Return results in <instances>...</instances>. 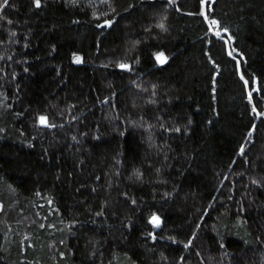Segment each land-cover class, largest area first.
Returning a JSON list of instances; mask_svg holds the SVG:
<instances>
[{
    "label": "trees",
    "instance_id": "obj_1",
    "mask_svg": "<svg viewBox=\"0 0 264 264\" xmlns=\"http://www.w3.org/2000/svg\"><path fill=\"white\" fill-rule=\"evenodd\" d=\"M111 5L0 0V264H264V0Z\"/></svg>",
    "mask_w": 264,
    "mask_h": 264
},
{
    "label": "snow or ice",
    "instance_id": "obj_2",
    "mask_svg": "<svg viewBox=\"0 0 264 264\" xmlns=\"http://www.w3.org/2000/svg\"><path fill=\"white\" fill-rule=\"evenodd\" d=\"M66 2L69 3V4L75 5V4H78V3H79V0H66ZM104 2H105V3H108L109 6H112V5H111V0H104ZM33 3H34V5H35L36 8H40V7L42 6V0H33ZM200 3H201L202 5H204L205 8H206V6H207L208 3H209V0H200ZM3 5L7 6V5H8V0H3ZM112 11L115 13V11H116L115 7H112ZM94 15H97V14L94 13ZM203 15H204L205 19H208V14H207V11H206V10L203 12ZM105 16H107V13H105ZM5 19H7V17H5ZM97 19H100V17H99L98 15H97ZM8 23H12V21L9 20ZM113 23H114L113 19H111V18H104V19H102V21H101L100 23H98L96 26H97L98 28H100V29H103V28H105V27L111 28V27L113 26ZM209 24H210V27H213V26H214V27H216L217 29H219V30L216 31V35H217V36H221V31H223V32H225V33L229 32V29L226 28V27H224V28H222V29L220 28L221 22H220L218 19H212V20H210V21H209ZM159 27H160L161 29H163L164 31H167V28H166V26H165V24H164L163 22H161V23L159 24ZM13 35H15V33H13ZM54 47H55V46L53 45V48H54ZM155 55H156V59H157L161 64H164V63L167 61V59H168V58L165 56V54H164L163 52H157ZM229 55H230V56L232 55V52H231V51H229ZM241 55H243V53H241ZM74 59H75L76 63H81V62L83 61V57H82V56L75 55V54H74ZM137 63H139V61H137ZM213 63H215V61H213ZM118 66H119L121 69H127V70H129V71L132 70V69H131V64H130V63H124V62H121V63H119ZM216 67H219V65H216ZM25 71H27V69H25ZM241 79L244 80V83H245L246 85L249 83V81H248L247 79L244 78V74H243V73H241ZM213 83H215V80H213ZM153 87H155V86H153ZM214 91H215V88H213V92H214ZM256 91L259 92V91H260V88L257 87V88H256ZM248 98H249V100H252V98H253V93H252L251 91H249V93H248ZM262 99H264V98H262ZM253 111L256 112V114H257L258 116H264V112H260V111H258V110L256 109L255 104H253ZM39 123L42 124V125H46V126L49 127V128H55V127L57 126V125H55V124H53V123H49V120H48V117H47V116H40V117H39ZM190 123H191V121L189 120V124H190ZM150 127H151V126H150ZM163 127H164V125H161V128H163ZM252 127H253V129H254V128H255V125H253ZM167 130H168V131L180 132V131H181V128H180V127H175V128H168ZM85 135H86V133H85ZM251 135H252V133L249 132V133H248V136L251 137ZM73 139H75V137H73ZM97 139H99V137H97ZM239 151H240L241 155L244 154V145H243V144L240 146ZM137 174H138L139 176H142V175H143V173H140L139 170H137ZM97 179H99V177H97ZM253 183L260 184V181H259V180H254ZM124 195H127V193H125ZM166 195H170V194H167V193H166ZM48 202L51 203V200H49ZM131 202H132L133 204H135V203H136V200H135V199H132ZM2 207H3V205L0 204V209H2ZM57 211H58V209H57ZM102 214H103L102 212H98V213H96V215H102ZM149 223H151L152 225H154L156 228H160V227L162 226L163 221H162V218H161L159 215H156V214L154 213V214H152V215L150 216V218H149ZM41 226L43 227V225H41ZM148 235L151 236V239H152L153 241H155L156 238H157V237H156V234H155L154 232H152V233H148ZM168 239H169V240H172V241H175V240H176V238H175L174 236H169ZM193 239H195V233H193V235H192V239H189V240L187 241V243H185L184 246H185V247H189V246H191V245H192V240H193ZM62 242H63V241H62ZM182 243H183V242H182ZM93 255H95V253H93ZM225 255L227 256L228 253H225ZM181 260H183V257H181Z\"/></svg>",
    "mask_w": 264,
    "mask_h": 264
}]
</instances>
